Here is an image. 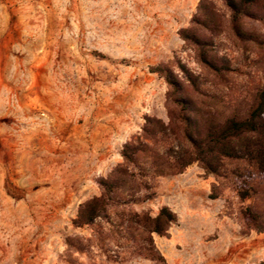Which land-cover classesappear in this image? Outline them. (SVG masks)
I'll return each instance as SVG.
<instances>
[{
    "label": "rangeland",
    "instance_id": "rangeland-1",
    "mask_svg": "<svg viewBox=\"0 0 264 264\" xmlns=\"http://www.w3.org/2000/svg\"><path fill=\"white\" fill-rule=\"evenodd\" d=\"M200 1L0 0V264H156L101 219L81 228L72 220L99 195L96 179L122 161L121 147L140 133L144 116L168 122L169 88L149 68L167 66L185 83L180 62L200 92L229 112L248 109L264 90V21L243 20L242 29L259 39L240 41L223 2L204 0L218 26L210 35L192 23ZM184 29L210 41L229 66L225 77L199 64L179 37ZM154 143L170 157L187 148L169 134ZM256 180L255 203L264 211V176ZM144 181L141 201L112 208L110 218L169 207L177 223L168 237L153 235L166 264L264 261V232L249 231L241 213L253 201L241 202L228 179L194 163Z\"/></svg>",
    "mask_w": 264,
    "mask_h": 264
},
{
    "label": "trees",
    "instance_id": "trees-1",
    "mask_svg": "<svg viewBox=\"0 0 264 264\" xmlns=\"http://www.w3.org/2000/svg\"><path fill=\"white\" fill-rule=\"evenodd\" d=\"M221 1L229 11L234 36L240 41L257 43L259 36L244 31L241 24L243 20L264 21V11L258 0ZM198 12L192 23L210 35L215 34L218 26L211 5L201 0ZM179 37L195 48L197 61L203 68L214 76L225 77L229 66L218 62L208 39L190 29L180 30ZM177 67L185 83L167 66L149 68L151 73L163 78L169 88L168 122L144 116L140 133L121 147L122 161L107 176L96 179L99 195L84 201L72 220L74 228H81L101 219L108 233H118L133 244L138 242L140 255L156 264H166V261L156 248L153 235L168 237L169 229L177 223V215L169 207L162 206L154 216L143 211L129 216L115 214L114 219L110 218L112 208L141 201L142 191L149 190L144 181L149 175L181 174L196 163L207 175L228 179L241 202L253 201L241 212L247 219L246 228L264 232V211L255 203L262 189L256 178L264 176V90L256 93L254 103L244 111L217 109L216 99L200 92L197 78L180 62ZM165 134L187 144V148L175 157L162 154L154 141ZM103 231L98 226L93 232L100 241ZM65 243L77 252L83 250L75 237H67Z\"/></svg>",
    "mask_w": 264,
    "mask_h": 264
}]
</instances>
